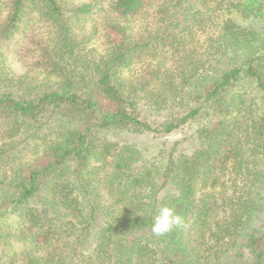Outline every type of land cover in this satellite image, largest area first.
<instances>
[{
  "label": "trees",
  "instance_id": "obj_1",
  "mask_svg": "<svg viewBox=\"0 0 264 264\" xmlns=\"http://www.w3.org/2000/svg\"><path fill=\"white\" fill-rule=\"evenodd\" d=\"M0 264H264V0H0Z\"/></svg>",
  "mask_w": 264,
  "mask_h": 264
},
{
  "label": "rangeland",
  "instance_id": "obj_2",
  "mask_svg": "<svg viewBox=\"0 0 264 264\" xmlns=\"http://www.w3.org/2000/svg\"><path fill=\"white\" fill-rule=\"evenodd\" d=\"M17 40H18V42H15V45H13V47L17 51H19V53L17 52L15 59H13V66H14L16 72L18 74H21L22 72H25V70H27L25 65H23V63H21V59H20V55H19L20 50H21L20 48L23 47L25 44V41H24L25 38H24V36H21V37L17 38ZM195 128H196L195 125L194 126L191 125L186 129L178 131L174 136H172V137L170 136L169 139L174 142L176 140H180V139H183L185 137H188L194 132ZM141 138L142 137H136V140H141ZM169 139H166V140H169ZM35 144H36V146H35ZM16 147H17V145H16ZM18 151L21 153L19 154V159H18L17 164L18 163H28V162L34 160L35 157H37L41 153L42 148L40 149L38 147L37 143H34V141L30 140L28 143L20 146Z\"/></svg>",
  "mask_w": 264,
  "mask_h": 264
},
{
  "label": "clouds",
  "instance_id": "obj_3",
  "mask_svg": "<svg viewBox=\"0 0 264 264\" xmlns=\"http://www.w3.org/2000/svg\"><path fill=\"white\" fill-rule=\"evenodd\" d=\"M183 223V217L176 212L175 208L164 205L156 215L151 231L156 236H162L182 226Z\"/></svg>",
  "mask_w": 264,
  "mask_h": 264
}]
</instances>
